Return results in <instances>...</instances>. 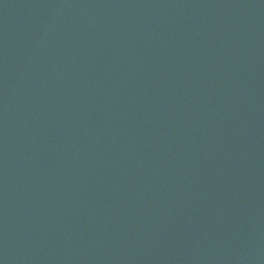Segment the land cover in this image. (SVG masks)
I'll list each match as a JSON object with an SVG mask.
<instances>
[{"label": "water", "instance_id": "1", "mask_svg": "<svg viewBox=\"0 0 264 264\" xmlns=\"http://www.w3.org/2000/svg\"><path fill=\"white\" fill-rule=\"evenodd\" d=\"M78 264H264V39Z\"/></svg>", "mask_w": 264, "mask_h": 264}]
</instances>
